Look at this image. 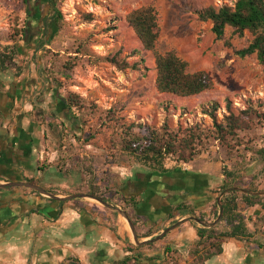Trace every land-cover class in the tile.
I'll list each match as a JSON object with an SVG mask.
<instances>
[{
    "label": "crops",
    "instance_id": "0c3cea01",
    "mask_svg": "<svg viewBox=\"0 0 264 264\" xmlns=\"http://www.w3.org/2000/svg\"><path fill=\"white\" fill-rule=\"evenodd\" d=\"M52 86L47 106L34 103L30 88L0 94L6 120L0 129V264H114L132 255L139 264H167L170 256L194 261L200 229L219 238L231 230L224 216L217 222L229 163L204 155L188 168L112 166L91 179L75 156L67 155L77 147L76 138L53 148L60 144L47 126L59 124L67 134L71 128L77 138L82 132ZM37 108L45 123L38 121ZM14 110L17 117L10 118ZM15 118L22 120L14 124ZM247 166L246 184L239 188L263 193L248 194L254 199L237 195L236 213L247 234L220 238L222 252L205 264H264V164Z\"/></svg>",
    "mask_w": 264,
    "mask_h": 264
},
{
    "label": "rangeland",
    "instance_id": "374dc122",
    "mask_svg": "<svg viewBox=\"0 0 264 264\" xmlns=\"http://www.w3.org/2000/svg\"><path fill=\"white\" fill-rule=\"evenodd\" d=\"M56 1V7L63 15L59 24L46 1L41 0L40 5L33 2L30 14L25 0H0V47L11 46L18 50L8 71H2L0 67V94L23 92L30 88L35 97L34 103L47 106V89L52 83V87L63 95L62 98L70 94L80 97L84 110L78 107L72 109L74 116L83 123L82 134L78 138L71 128L67 134L59 124L47 128L58 139L57 144L60 145L53 147L57 150L62 148L64 138H76L77 147L67 150V155L75 156L79 167L91 179L96 173L106 175L112 166L125 165L130 171H155L124 150V131L131 123L158 128L168 124L169 128L174 129L203 124L213 129V119L202 113L204 104L220 102L222 107L218 117L223 120L224 115L228 114L227 98L233 101V109L237 112L245 110L250 100L264 102V67L257 55L244 59L236 56L224 41L217 40L212 22H203L198 15L204 8H218L225 4L232 6L236 0ZM148 5H155L161 17L158 50L162 53L177 50L179 56L189 62L192 72L205 71L210 75L214 81L213 89L185 98L158 91L154 54L144 50L127 21L131 11ZM40 16H47V19L38 24ZM30 18V33L23 40L20 34ZM227 38L241 49L250 43L253 35L245 31L242 36L228 27ZM134 51L141 54L133 56ZM115 54L131 64L144 58V66L139 70L121 71L105 60L107 56ZM39 83L40 90L37 89ZM18 107H22V104L19 103ZM39 109L37 119L45 123V115ZM17 110L11 111L8 116L17 117ZM21 120L15 118L14 124ZM240 137L244 142H238L230 154L220 142L211 141L208 151L196 157L194 162L205 155L207 159H223L229 163L230 167L226 168L230 170H244L243 167H248L254 161L264 164V157L260 154L264 150V119L258 120L251 130L240 133ZM42 138L50 139L43 134ZM194 162H180L170 155L166 157L164 166L166 169L188 168ZM94 200L101 202L95 197ZM139 249L143 250V246L140 245ZM126 258L114 264H137L139 261L136 263V260H140L134 257L128 263H123ZM192 261L189 256H170L166 262L192 264Z\"/></svg>",
    "mask_w": 264,
    "mask_h": 264
},
{
    "label": "trees",
    "instance_id": "16d2710c",
    "mask_svg": "<svg viewBox=\"0 0 264 264\" xmlns=\"http://www.w3.org/2000/svg\"><path fill=\"white\" fill-rule=\"evenodd\" d=\"M46 1L50 10L55 13L54 20L57 24L63 19V15L57 9L56 0ZM28 11L31 14L33 2L41 4V0H25ZM199 18L203 22H212L213 32L217 40H222L225 45L234 51L235 55L244 59L257 55L259 63L264 67V0H236L234 5H223L221 7L210 6L198 12ZM31 17V16H30ZM47 16H40L38 24L46 21ZM127 21L136 32L144 50L154 54L157 66V88L162 94L174 95L176 97H191L214 88V81L205 71L190 70V64L179 56L177 50L172 49L165 53L158 50L161 38V17L155 5H148L131 11L127 15ZM31 18L22 29L20 36L25 40L30 33ZM231 27L235 33L244 35L245 31H250L253 39L241 49L236 48L231 40L227 38V29ZM44 29V28H42ZM81 52V51H79ZM18 50L15 47H0V67L2 71L10 69L11 62H14ZM133 56L141 54L134 51ZM105 60L123 71L127 69L139 70L144 66L145 59L140 58L131 64L126 59H121L119 54L109 55ZM75 94L61 98L69 110L78 107L84 110L85 106ZM79 99V100H78ZM227 115L223 120L218 117V111L222 107L220 102L214 101L202 106V113L213 119V129L205 127L203 124L191 125L187 128L180 126L177 129L169 128L168 124L162 127H153L138 123H131L124 131L123 148L140 163L153 168L155 171H166L164 161L167 156H175L180 162L192 163L196 157L208 151L211 141H218L230 154L234 152L238 142L243 143L240 133L251 130L254 124L264 119V102L249 101L247 108L239 112L233 109V101L229 98L225 100ZM5 113L0 107V129L2 128ZM75 120L82 124L81 119ZM136 129L140 131L137 132ZM264 157V150L260 151ZM224 182L221 186V193L224 194L221 204L224 209V219L232 225L231 230L220 235L222 237L246 236L247 228L242 216L237 214V195L239 191L230 190L232 187H243L246 184V172L242 169H224ZM244 196L254 199L248 194ZM201 240L194 252L195 258L192 264H205L213 256L222 252L221 239L218 236L209 234L207 230L200 229ZM147 243L146 245H151ZM206 251L201 252L199 249ZM132 256L124 259L123 263H128ZM168 260V259H167ZM138 260H136V263ZM139 264V262L137 263Z\"/></svg>",
    "mask_w": 264,
    "mask_h": 264
},
{
    "label": "water",
    "instance_id": "95a60500",
    "mask_svg": "<svg viewBox=\"0 0 264 264\" xmlns=\"http://www.w3.org/2000/svg\"><path fill=\"white\" fill-rule=\"evenodd\" d=\"M32 187H34V188H36L34 185H31ZM230 190H237V191H241V192H243V193H245V194H251V195H259V194H263V193H253L252 191H250V190H246V189H242V188H239V187H232ZM95 198H97V199H99V200H103V199H101L100 197H95ZM220 207H221V210H220V214H219V217H218V221L217 222H219L222 218H223V216H224V209H223V207H222V204L220 203Z\"/></svg>",
    "mask_w": 264,
    "mask_h": 264
},
{
    "label": "flooded vegetation",
    "instance_id": "af4514ba",
    "mask_svg": "<svg viewBox=\"0 0 264 264\" xmlns=\"http://www.w3.org/2000/svg\"><path fill=\"white\" fill-rule=\"evenodd\" d=\"M33 16H35V15H33ZM43 17V16H42ZM34 18V17H33ZM40 34V33H39ZM40 36H41V34H40Z\"/></svg>",
    "mask_w": 264,
    "mask_h": 264
}]
</instances>
